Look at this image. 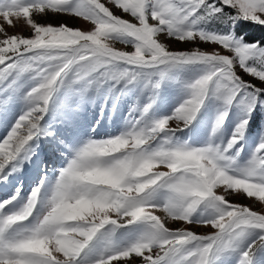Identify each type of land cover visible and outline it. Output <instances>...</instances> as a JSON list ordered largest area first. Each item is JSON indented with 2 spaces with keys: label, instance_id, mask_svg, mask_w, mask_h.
<instances>
[{
  "label": "snow or ice",
  "instance_id": "obj_1",
  "mask_svg": "<svg viewBox=\"0 0 264 264\" xmlns=\"http://www.w3.org/2000/svg\"><path fill=\"white\" fill-rule=\"evenodd\" d=\"M259 113L264 0H0V264H264Z\"/></svg>",
  "mask_w": 264,
  "mask_h": 264
},
{
  "label": "rangeland",
  "instance_id": "obj_2",
  "mask_svg": "<svg viewBox=\"0 0 264 264\" xmlns=\"http://www.w3.org/2000/svg\"><path fill=\"white\" fill-rule=\"evenodd\" d=\"M76 23V22H71ZM76 26H80L77 24ZM22 29L18 28L16 31H20ZM10 32L13 31L12 29L9 30ZM24 34L27 35L26 29H24ZM119 46V45H118ZM174 48H184L186 47L183 44H174L172 45ZM201 47H205L201 45ZM208 50H211V48H208ZM136 92L133 91L128 94V96L125 98V100L122 102V104L118 107L116 112H112L109 108H106L104 110V115L101 117L100 115V103L97 101L95 104L89 103L85 106L83 113H81L82 120L85 123H95L96 121H99L101 127H98L97 131L101 135L109 134L112 131H119V129L123 126L124 123V117L125 114L128 111V105L133 102L136 96ZM176 103V95L175 93H171L162 107L161 111L166 112L171 110V106H173ZM211 114V110H209V115ZM264 129V113L254 114V120L251 122V129H250V135L253 138H258L259 132ZM207 126L200 125L195 127L192 131L188 132L186 136H182L181 139H187L189 142H197L202 141L207 138ZM231 131V125L226 124L225 127V137L230 134ZM3 135L2 130H0V136ZM254 144V140L250 142L247 147H251ZM33 175H34V167L32 165H28L26 168V171L24 173L20 174V178L24 181V187L25 190H30V187L33 182ZM17 183L19 181H16ZM3 194V189H0V195ZM234 199H237L240 203L248 204L254 207L256 210H259L261 205L259 203H254L249 200H243L239 197H234ZM182 225H176L172 224L171 227H181ZM193 230L197 231L198 233H203L209 231V229L201 228V227H195Z\"/></svg>",
  "mask_w": 264,
  "mask_h": 264
},
{
  "label": "trees",
  "instance_id": "obj_3",
  "mask_svg": "<svg viewBox=\"0 0 264 264\" xmlns=\"http://www.w3.org/2000/svg\"><path fill=\"white\" fill-rule=\"evenodd\" d=\"M254 31H256V32L258 33V32L261 31V30H259V29H255Z\"/></svg>",
  "mask_w": 264,
  "mask_h": 264
}]
</instances>
